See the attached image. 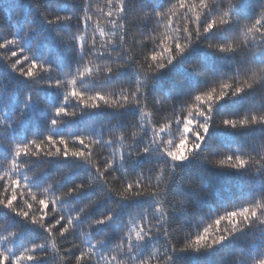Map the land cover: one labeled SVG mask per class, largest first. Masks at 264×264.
I'll use <instances>...</instances> for the list:
<instances>
[{
	"label": "snow or ice",
	"instance_id": "1",
	"mask_svg": "<svg viewBox=\"0 0 264 264\" xmlns=\"http://www.w3.org/2000/svg\"><path fill=\"white\" fill-rule=\"evenodd\" d=\"M240 6L241 0H166L162 7L149 4L148 0H78L76 7L65 12L44 9L40 13L50 25L60 22L73 25L67 33H56L75 56L71 69L59 71L51 63L22 54L24 49L19 47L0 52L6 59L15 57L11 66L25 77L63 91V99L51 107L49 132L22 142L9 141L11 154L0 160L3 170L0 171V207L42 230L40 242L17 246L21 225L8 229L0 225V264H38L53 253L60 257L61 264H175L178 252L212 248L254 221L264 223V199H260L217 215L198 231L184 233L183 238L174 235L170 227V213L182 211L185 205V199L179 195L168 198L172 162L183 161L200 149L212 124L232 129L264 125V109L214 117V106L225 97L264 86V0H256L258 11L251 19L239 15ZM134 13L143 23L140 35L146 36L139 44V51H135V35L129 45L132 23L129 17ZM146 21L154 22V26L149 28ZM226 27L235 28L227 39H206L213 30ZM32 29L28 25L25 34ZM197 42L217 52L239 54L244 63L226 78L213 80L208 87L178 104L162 96L150 98L151 74L171 65ZM16 43L15 36L8 37L0 41V49ZM90 57L99 63L92 66ZM192 67L202 72L199 63ZM125 69L131 70L128 79L119 84L112 82ZM41 74L48 78L39 79ZM94 81L99 82L97 87L85 86ZM31 99L29 94L28 102ZM130 106L137 109L133 119L105 133L98 130L95 134L81 132L66 136L51 131L65 117H75L85 110L102 107L120 110ZM11 124L12 120L0 114V128L7 129ZM134 129H139L140 134ZM141 138L143 142L138 143ZM98 147L112 150L103 160H98L95 155ZM153 151L166 159L135 174L123 167L128 160ZM219 156V159L210 156L205 159L220 167L260 172L264 170V140L255 150L243 154L227 151ZM25 157L80 160L90 169L82 180L70 186L54 188L65 175L59 173L43 187L36 188L31 183L35 173H20L28 162L22 159ZM117 183L119 188L115 186ZM92 187L99 189L98 194L79 207L61 202ZM110 195L117 199L105 214L83 220L97 202ZM141 196L152 197L151 207L131 215L117 238L108 240L106 226L112 222L122 200ZM65 208L69 209L67 215L63 214ZM102 226L103 235L95 239L93 230ZM77 231L81 243L68 241ZM63 241H68V247L62 250L59 245ZM148 241L151 244L146 248ZM253 264H264V256Z\"/></svg>",
	"mask_w": 264,
	"mask_h": 264
},
{
	"label": "trees",
	"instance_id": "2",
	"mask_svg": "<svg viewBox=\"0 0 264 264\" xmlns=\"http://www.w3.org/2000/svg\"><path fill=\"white\" fill-rule=\"evenodd\" d=\"M77 3L78 0H0V41L11 36H15L17 40L15 45L0 49V52L15 50L19 47L24 49L22 54H27L31 59L51 63L59 71L71 69L75 63V56L56 33L58 31L67 33L73 29V25L65 22L50 25L40 13L44 9L62 13L68 8L76 7ZM148 3L162 7L165 6L166 0H148ZM37 4L39 8L36 7ZM255 5L256 0H241L239 15L245 19L254 18V13L258 11ZM129 20L132 22L129 45L132 44V36L135 35L137 43L135 51H139V44L146 39V36L140 35L143 23L138 20L135 13L129 17ZM146 22L149 28L154 26V22ZM28 25H32L33 29L25 34ZM234 30V27L213 30L206 39L223 41ZM14 59L16 58L6 59L4 55H0V114L12 120L9 128H0V160L8 158L11 154L9 141L22 142L47 134L50 130L51 107L58 105L63 99L62 89L36 83L34 78L25 77L14 69L11 66V60ZM90 59H92V66L99 63L94 57ZM197 63L200 64L202 72L193 69L192 65ZM243 63L244 59L239 54L217 52L197 42L171 65L151 74L148 95L150 98L162 96L170 99L173 104H178L182 100L190 99L198 90L208 87L213 80L226 78ZM130 72V69H125L117 73L112 78V82L119 84L126 81ZM46 78L48 76L45 74L39 77L41 80ZM98 85L99 82L94 81L85 86L94 88ZM29 94L32 97L30 102L27 100ZM260 109H264V86L247 90L238 96L225 97L214 106L213 112L215 118H221ZM136 112L137 109L134 106L120 110L109 107L85 110L75 117H65L63 122L51 131L54 134L66 136L81 132L95 134L98 130L105 133L116 126L122 127L129 123ZM167 114L171 115L170 112ZM134 131L140 134L139 129ZM116 135H119V132ZM261 140H264V125L232 129L212 124L200 149L183 161L172 162L174 168L167 189L168 198L171 200L179 195L185 199L182 211L170 213V227L174 229V235L183 238L184 233L198 231L219 214L264 199V170L255 172L250 168L220 167L205 159V156L219 159L221 158L219 155L227 151L243 154L255 150ZM142 142L143 138L138 140V143ZM111 150V148H96V158L103 160ZM22 159L28 162L20 173H29V175L35 173L31 176V183L36 188L43 187L59 173H65V175L54 188L70 186L82 180L90 169L88 164L80 160L59 157ZM165 159L166 157L153 151L128 160L123 167L130 174H135ZM0 171L3 170L0 169ZM115 186L119 188L120 184L117 183ZM98 191L97 187H92L61 202L79 207L95 198ZM116 199L110 195L100 200L88 211L83 220L87 221L105 214ZM152 203V197L149 196L122 200L114 213L112 222L106 226L107 239L115 240L129 217L149 209ZM57 209H60L59 205ZM63 214H69V209L65 208ZM0 225H3L5 229L21 225V231L16 240L17 246H30L27 243L40 242L42 230L22 221L14 212L3 207H0ZM93 231L97 236L95 239H100L99 236L104 233V226L95 228ZM68 241L80 244V232L77 231L69 236ZM68 241L60 243L62 250L68 247ZM150 244L151 241L146 242L145 247H149ZM261 256H264V223L254 221L212 248L201 249L198 252H178L174 260L175 264H253V261ZM38 264H61V261L60 257L53 253L49 259H42Z\"/></svg>",
	"mask_w": 264,
	"mask_h": 264
}]
</instances>
